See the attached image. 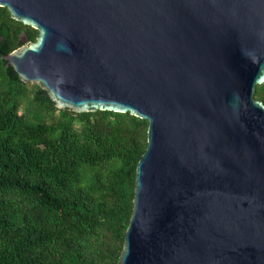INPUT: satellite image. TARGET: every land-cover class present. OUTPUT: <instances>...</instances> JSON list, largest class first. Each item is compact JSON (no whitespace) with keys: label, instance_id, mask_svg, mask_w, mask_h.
Segmentation results:
<instances>
[{"label":"water","instance_id":"water-1","mask_svg":"<svg viewBox=\"0 0 264 264\" xmlns=\"http://www.w3.org/2000/svg\"><path fill=\"white\" fill-rule=\"evenodd\" d=\"M0 6L37 30L2 56L23 82L148 122L119 264H264V0Z\"/></svg>","mask_w":264,"mask_h":264},{"label":"trees","instance_id":"trees-1","mask_svg":"<svg viewBox=\"0 0 264 264\" xmlns=\"http://www.w3.org/2000/svg\"><path fill=\"white\" fill-rule=\"evenodd\" d=\"M22 36L0 6V264H119L148 122L57 108L2 57Z\"/></svg>","mask_w":264,"mask_h":264},{"label":"rangeland","instance_id":"rangeland-1","mask_svg":"<svg viewBox=\"0 0 264 264\" xmlns=\"http://www.w3.org/2000/svg\"><path fill=\"white\" fill-rule=\"evenodd\" d=\"M27 39H28V38H27ZM28 41H31V40L28 39V40L24 41L22 44H26ZM22 44H21V45H22ZM21 45H20V46H21Z\"/></svg>","mask_w":264,"mask_h":264}]
</instances>
